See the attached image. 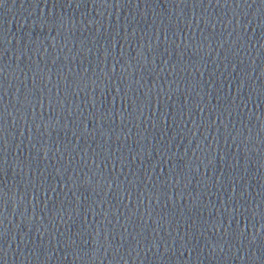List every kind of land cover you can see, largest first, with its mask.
I'll list each match as a JSON object with an SVG mask.
<instances>
[{"label":"water","instance_id":"water-1","mask_svg":"<svg viewBox=\"0 0 264 264\" xmlns=\"http://www.w3.org/2000/svg\"><path fill=\"white\" fill-rule=\"evenodd\" d=\"M0 264H264V0H0Z\"/></svg>","mask_w":264,"mask_h":264}]
</instances>
